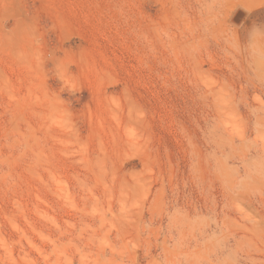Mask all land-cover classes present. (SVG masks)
Masks as SVG:
<instances>
[{
	"label": "rangeland",
	"instance_id": "374dc122",
	"mask_svg": "<svg viewBox=\"0 0 264 264\" xmlns=\"http://www.w3.org/2000/svg\"><path fill=\"white\" fill-rule=\"evenodd\" d=\"M0 264H264V0H0Z\"/></svg>",
	"mask_w": 264,
	"mask_h": 264
},
{
	"label": "bare ground",
	"instance_id": "6f19581e",
	"mask_svg": "<svg viewBox=\"0 0 264 264\" xmlns=\"http://www.w3.org/2000/svg\"><path fill=\"white\" fill-rule=\"evenodd\" d=\"M243 16V15H242Z\"/></svg>",
	"mask_w": 264,
	"mask_h": 264
}]
</instances>
